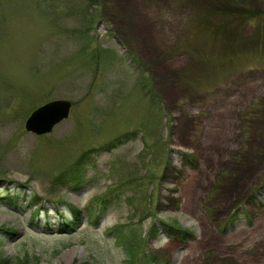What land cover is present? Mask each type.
<instances>
[{
	"label": "rangeland",
	"instance_id": "374dc122",
	"mask_svg": "<svg viewBox=\"0 0 264 264\" xmlns=\"http://www.w3.org/2000/svg\"><path fill=\"white\" fill-rule=\"evenodd\" d=\"M0 239L3 264H264V0H0Z\"/></svg>",
	"mask_w": 264,
	"mask_h": 264
},
{
	"label": "water",
	"instance_id": "95a60500",
	"mask_svg": "<svg viewBox=\"0 0 264 264\" xmlns=\"http://www.w3.org/2000/svg\"><path fill=\"white\" fill-rule=\"evenodd\" d=\"M72 103L66 100H55L36 109L26 120L25 128L36 135L50 133L53 128L70 115Z\"/></svg>",
	"mask_w": 264,
	"mask_h": 264
},
{
	"label": "trees",
	"instance_id": "16d2710c",
	"mask_svg": "<svg viewBox=\"0 0 264 264\" xmlns=\"http://www.w3.org/2000/svg\"><path fill=\"white\" fill-rule=\"evenodd\" d=\"M117 146L115 143L111 144L110 147H115ZM108 147V148H110ZM86 157H81L80 159H78L74 165H72L70 168H67L63 173V174H59L57 177V184H61L63 186H68V183H73L74 186H80V178H83V174L85 173V169H86ZM85 165V166H84ZM70 171V172H69ZM66 176H70V178L68 179ZM84 179V178H83ZM74 190V189H73ZM69 206L71 207L73 214L75 215L76 219H78L81 215V212L78 209H75L71 204H69ZM37 215V211L33 213V216ZM69 226L64 224L63 225V231L68 230ZM2 243V240L0 239V245ZM1 253V252H0ZM2 258V257H1ZM0 258V264H3V262H5V259H1Z\"/></svg>",
	"mask_w": 264,
	"mask_h": 264
},
{
	"label": "bare ground",
	"instance_id": "6f19581e",
	"mask_svg": "<svg viewBox=\"0 0 264 264\" xmlns=\"http://www.w3.org/2000/svg\"><path fill=\"white\" fill-rule=\"evenodd\" d=\"M71 256V255H70Z\"/></svg>",
	"mask_w": 264,
	"mask_h": 264
}]
</instances>
